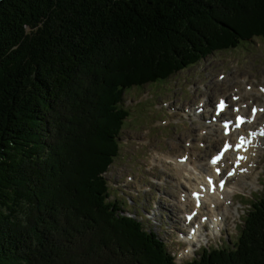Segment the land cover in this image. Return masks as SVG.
I'll return each mask as SVG.
<instances>
[{"label":"trees","instance_id":"1","mask_svg":"<svg viewBox=\"0 0 264 264\" xmlns=\"http://www.w3.org/2000/svg\"><path fill=\"white\" fill-rule=\"evenodd\" d=\"M221 4L226 11L217 18L212 12ZM221 17L237 28L227 39L228 47L264 38V0H0V264H41V260L43 264L177 263L165 241L153 231H144V220L118 217L119 202L107 203L103 175L118 158L115 151L93 147L92 154L83 157L74 147L69 154L68 159L77 160L85 174L77 175L73 168L76 177L66 182V189L54 184L50 198L59 203L54 206L59 218L52 213L44 216L62 223L37 222L55 238L49 246L52 254L47 251V257H37L31 234L34 226L29 221L25 231L21 223L32 216L36 201L39 204L43 198L36 184L47 179V171L55 166L47 160L56 156L52 140L47 144L44 139L48 126L52 128L57 122L51 111L63 93L74 88L79 69L88 62L110 58L111 67H101L111 76L109 105L117 115L118 127L111 131L108 117L102 114L101 130H105L104 139L119 141V127L127 116L124 89L172 78L198 64L202 58L197 55L212 53L208 44L217 40L214 48L218 49L219 39L226 38L220 33L229 25L223 24ZM242 21L246 26L245 22L241 26ZM138 35L152 38L144 40L147 48ZM171 58L176 61L166 66L165 61ZM137 61L153 67L152 62L155 68L140 69ZM114 71L123 79L115 81L113 89ZM84 119L76 115L71 123L75 141L88 138L87 124H81ZM73 143L70 140L65 148L70 150ZM90 168L93 171L89 172ZM63 172L67 176L70 171L60 169V175ZM92 224L96 225L93 229ZM245 225L233 244L224 245L204 260L200 257V262L192 258L188 264H264V258L259 260L260 254L264 257V197L254 203ZM17 226L21 232L16 231L11 238L9 233ZM62 226L65 239L60 241L54 233L58 235L56 227ZM69 233L89 248L72 253L75 237L70 240ZM62 247H69V251Z\"/></svg>","mask_w":264,"mask_h":264},{"label":"rangeland","instance_id":"2","mask_svg":"<svg viewBox=\"0 0 264 264\" xmlns=\"http://www.w3.org/2000/svg\"><path fill=\"white\" fill-rule=\"evenodd\" d=\"M225 11L226 7L221 4L215 6L212 13L217 18H220L219 15L224 14ZM221 22L229 25V28L220 33L221 36L226 38L219 39L222 41L219 42L220 46L218 49L214 48L217 40H215L216 43L207 45L210 48L209 52H215L214 55L212 53L210 55H197L202 58L198 64L180 71L178 75H173L172 78L166 80L163 78L162 81L147 84L145 87L133 88L131 86L124 89V108L127 110V116L124 124L119 127L122 131L119 141L115 140L114 137L104 139L105 130H101L104 125V116H101L102 114H106L105 117H108L107 123L111 126V131L118 127V123L115 121L117 115L111 110L109 105V101L112 99V95L109 93L112 88L111 76L109 70L103 71V67H101L106 65L107 68H110V58L97 59L93 61V64L88 62L87 66L79 69L77 81L75 80L76 82L72 85L74 88L71 91L69 90L68 93H63L59 104L54 103L53 106H56L51 111L53 113L52 117L57 122L52 124V128L48 126V132H46L44 139L47 144H49L50 140L53 142L56 156L54 158L50 157L47 163L48 165L54 163L55 166L47 171L48 174L45 181L40 179L36 184V191L37 188L41 187L40 198L41 196L43 197L40 200L41 204L36 201L35 208H33L31 213L32 216L26 219L24 223H21L25 231L29 221H31L30 226H34V231L31 234L35 237L37 257L42 258V255H44V258L47 257V251L52 254L49 246L54 245L55 242V238L49 232L42 230L41 227L39 228L37 223L39 220L49 221L44 216L51 213L53 216L58 217L54 206L57 208L59 203L50 198L51 188L55 184L59 185L61 189H66V182L72 181L73 177H76L73 168L77 171V175L85 174L84 170L86 169L77 163V160L68 159L74 147V150H79L83 153V157L90 153L92 154L93 147L100 148V151L104 150V152H107L108 150V153L115 151L119 154L110 171L103 175L107 191V203L110 205L118 201L122 205L118 217H130L136 221L144 220L145 223H142L144 224V231H153L166 242L168 250L177 261V263L175 262L176 264H188L192 258H197L196 260L199 261V258L202 257L204 260L217 253L219 249L224 248V244L229 245L238 239L239 233H242L243 229L246 228L245 223L249 218V212L253 209L254 203L264 197V140L261 143L257 157H255V162L253 163V160L245 162V168L243 167V170H240L241 172H246L244 173L246 175L245 179L250 183H247L242 191L234 193V203L231 206V210L224 209L228 219L222 220L221 233L216 232L215 235L210 233L211 223L209 224V221L211 220H209L210 218L207 214L203 216L200 222H194L188 217L191 214V210H184L179 205L178 201H181L179 191L181 192L185 188L181 189L178 187L180 169L173 162V158L176 155L187 153V147L189 146L200 151L199 162L205 158L207 160L208 156L221 144V142H217L215 133H212L208 139L200 136L208 127V112L211 108V112L213 111V103L217 101V97L226 92H231L234 86L237 87L234 83L239 81L238 77L247 73H253L257 78L264 77V39H257L248 45L247 43L250 42H243L244 45L240 44L238 47L235 44L234 46L236 47L234 48L233 46L228 47L227 39L236 32L237 28L234 25L231 26L229 21L223 19V17H221ZM244 22L242 21L241 26ZM243 25L246 26V22ZM138 36L143 42L145 39H152L141 35ZM143 45L147 48L145 42ZM203 53L205 52L203 51ZM173 60L176 61V59L172 58L166 60V66L174 63L172 62ZM136 63H138L137 67H140V69L146 68L150 70L155 68L152 62L151 65L153 67L143 65L138 61ZM258 73H263V75ZM220 74H227L226 82L224 78L219 77ZM121 76V73L114 71L113 83L123 79L119 78ZM259 81L264 82V78H259L256 84ZM114 86L115 83L113 84V89ZM207 87L209 89L206 92ZM80 88L82 89L81 91ZM204 96H208L210 102H207ZM200 102H204V105ZM198 107L204 108V111L202 114H198L199 116H194L193 111ZM76 115L85 118L86 123L81 121V124H87L85 133L88 138L85 140L82 138L75 141L73 138V127L71 128L70 126ZM70 140H73L74 146L69 150L65 148V145ZM94 140L97 141L96 145L93 142ZM200 140V143L204 145H199ZM111 143H115L117 149ZM188 143L191 145H187ZM211 144L216 146L214 147ZM104 146L105 148L101 149ZM45 152L46 148H43V154ZM66 153L68 154L66 155ZM168 155L170 158L166 159L165 157ZM237 157L245 158L239 153ZM116 161L118 162L116 163ZM95 164L96 161L94 166H97ZM62 168H65L67 172L70 171L67 176H65L64 172V175H60L59 171ZM91 171L93 170L90 168L89 172ZM217 171L219 173L221 170L218 169ZM227 173L229 175L232 173L233 175L237 174V172L232 170ZM226 177L232 178V176ZM88 179L93 181L92 175L89 174ZM58 181L59 183H56ZM183 183H185L184 180ZM92 189H94L95 193L98 192L93 186ZM117 206L118 204H115V207ZM41 208H44V210ZM48 208L50 211L46 213L45 211ZM171 210L174 211L175 216H173ZM57 223L62 222L54 219V221H49L48 224L55 225ZM203 225H205V228L198 235V242L190 243L191 245L187 246L182 236H187L191 229L198 231ZM95 226L92 224L91 228L93 229ZM56 230H58V235L54 233V236H58V240L61 241L64 238L63 226L62 228L56 227ZM16 231L21 232L18 226L12 234L9 233L11 238L16 234ZM67 231H71L70 227L67 228ZM96 232L100 234L101 231ZM69 234L67 238L70 240L75 237V240L73 238L75 242L74 246H72V253H78L79 250H83L82 248L86 251L89 248L84 240L81 242L79 237L72 233ZM179 239L181 243H179ZM62 248L65 251H69V247ZM60 251L63 252L62 250ZM213 257L216 259L217 255ZM68 258L67 256V260ZM263 258V255L260 254L259 260L261 259L262 261ZM38 263L43 264L42 260Z\"/></svg>","mask_w":264,"mask_h":264},{"label":"bare ground","instance_id":"3","mask_svg":"<svg viewBox=\"0 0 264 264\" xmlns=\"http://www.w3.org/2000/svg\"><path fill=\"white\" fill-rule=\"evenodd\" d=\"M246 42H250V40ZM258 74L263 75V73H258ZM223 78L224 81L226 82L227 74ZM259 78L262 79L264 77L261 76ZM259 78H257L253 73L252 74L247 73L243 76L238 77L239 80L238 82L235 83L232 82L236 84L238 89L237 87L234 86L232 90L233 91L239 90V91L233 92L230 95L231 98L232 96L236 98L234 104L238 106L239 108L238 111L248 110L249 117H254V115L251 113V110H249L250 105L256 102L254 98L257 99L259 97L261 99V102L263 104L258 105V111H262L263 113H258V116L259 119H262V121L260 122L262 123V129L256 138H249L248 143L243 144V146L241 147L238 146L241 145L242 139L245 141L247 137L239 138V136H236L235 133H232V137L228 138V140L225 141L224 139L227 138L225 135H223L225 129L221 128V126L218 123H214L216 119L212 116H211L212 118L211 122L213 121L214 122L208 125V130L206 134H200V136H204L208 139V137L211 136L212 133H215L217 135L216 136L217 142H223L224 144L229 145L228 150L224 155L229 163L230 169L233 168L236 169L237 174L232 175V178L228 180L226 184V188L221 189L220 187H215L212 184L215 183L217 178H220V176L216 174L214 168L210 166L209 157L208 160H206L205 158L202 159L201 161L202 163L199 162L201 155L198 149L189 146L187 147L188 154L186 155L180 154L181 155L180 157L183 156L184 158L187 159L186 162H180L177 155L173 158V162L180 169L178 175V183H177L178 187L181 189L185 188V190H181V192L179 191L180 195L179 193L178 195L181 201L178 202L179 205L182 206L184 210L185 209L191 210V214L188 215V217L191 218L194 222H200L205 214L209 216L210 218L209 220H212L214 217H219V216H222L223 219H228L224 209L230 211L231 206L234 203L233 201V196L235 195L234 193L238 191H242L243 187L245 188L246 184L250 183L245 179L246 175L244 173L246 172H241L240 170H243L242 168L244 167L245 162L252 160L253 163L255 162V157H257V153L260 150L261 143L264 140V134H262L264 133V82L259 81L258 84H256ZM208 89L209 88L207 87L205 91L207 92ZM208 93L211 94L210 92ZM251 98H253L252 102H251ZM227 112L228 111H226V113ZM189 117L191 118L190 115ZM208 117L210 118V116ZM222 122L224 121L220 120V123ZM244 127L248 129L249 125L246 124L242 126V128ZM235 129L236 128H234L233 130ZM245 134H249V133L245 132ZM200 142L201 140L199 141V144ZM187 145H191V144L188 143ZM212 146L215 147L216 145H212ZM238 153L241 156H245V158L237 159ZM165 158L168 159L170 158V156L168 155ZM235 158L237 160H240L241 162V164L238 167L236 166ZM211 176L213 177L212 182H211ZM228 178L229 177H227V179ZM183 180L185 183H183ZM119 209H121L120 204H119ZM171 213L173 214V216H175L173 210H171ZM210 223L211 221H209V224ZM221 223L222 221L217 222V225H221ZM203 228H205V225H203L201 228L198 229V231L195 234V238L200 234ZM218 233H221V231H219ZM189 238L191 240L195 239L191 237ZM179 243H181L180 239H179Z\"/></svg>","mask_w":264,"mask_h":264},{"label":"snow or ice","instance_id":"4","mask_svg":"<svg viewBox=\"0 0 264 264\" xmlns=\"http://www.w3.org/2000/svg\"><path fill=\"white\" fill-rule=\"evenodd\" d=\"M253 113H255V109H253ZM240 123H243V120H242V119H238L237 126H239ZM262 134H264V133H262ZM244 143H245V141L242 139V141H241V145H239L238 147L243 146ZM225 150H227V147H226ZM219 158H220V157H217V158L214 159L212 162H213V163H216V161H217ZM240 159H243V158H240ZM221 186H222V185H221ZM189 219H191V218H189Z\"/></svg>","mask_w":264,"mask_h":264}]
</instances>
